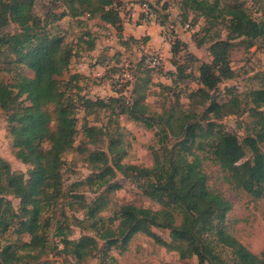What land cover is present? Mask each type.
<instances>
[{
    "label": "trees",
    "instance_id": "obj_1",
    "mask_svg": "<svg viewBox=\"0 0 264 264\" xmlns=\"http://www.w3.org/2000/svg\"><path fill=\"white\" fill-rule=\"evenodd\" d=\"M60 1L66 11L56 16L57 19L63 15L97 17L114 27L117 38L123 39L120 0ZM33 2L0 0V29L9 22L18 26L16 32L0 33V70L4 55L11 54L15 57L13 63L23 64L32 72L29 76L18 74L13 82L0 80V110L6 115L15 155L30 166L26 175L14 172L0 157V234L14 226L17 234L30 236L29 240L19 244L25 250L22 254L11 250L9 244L4 245L0 250V264H26L25 256L33 257V263H45L39 259L47 247L48 222L41 220L39 205L55 204L65 196L61 156L73 147L78 130L76 112L80 108L86 111L93 106L105 107L111 103L119 104L122 111L146 127L159 126L155 134L162 135V146L159 152H154L151 167L122 163L121 155L117 154L109 164L108 158L90 154L91 159L95 157L100 162L101 168L87 176L85 183L105 187V190L91 202L80 200L79 203L86 209L87 219L96 218L91 226L95 234L70 239L57 226L59 231L56 234L64 249L77 261H84L99 248L107 250L114 246L124 250L136 233H142L166 249L176 250L179 258L196 255L197 264H205L213 263L211 259L215 257L212 248L204 241V235L211 231L231 250L235 264H264V249L259 254L251 252L221 225L231 204L221 193L209 187L202 165L203 158L225 164L229 167L226 180L235 188L254 197L264 195V86L248 92L254 121L251 133L242 140L224 130L219 123L227 111L238 107L237 98L233 95L220 103L211 93L222 80L234 75L229 60L232 40L243 37L249 44L255 39L264 44V19H256L244 8L223 0H180L185 19L191 12L202 17L207 24L224 23L227 37L218 38L209 45L211 61L200 63L199 86L188 94V107L176 106L170 108L167 115L157 114L154 124V118L146 114L145 94L139 86L147 84L151 70L161 68H150L146 63L148 69L144 78L140 83L138 77L132 81L128 97L119 94L102 98L90 96L89 91L82 92V83L88 81V76L77 70L69 72L75 50L63 35L51 32L47 21L33 13ZM162 8L165 9L166 4ZM196 23L197 19H194L192 24ZM159 24L163 25V21ZM201 29L199 26L193 35ZM93 41L91 38L86 41L87 52L94 50ZM180 45L185 42L172 40V55L178 53ZM174 63V70L166 72L171 83L177 82L181 73V64ZM65 73H68L66 78ZM59 76H63L62 79ZM198 106L204 107L201 116L196 110ZM81 128L90 143L95 142V135L101 131L85 123ZM169 134L176 139L171 146L166 143ZM44 141L49 144L45 149L41 147ZM205 150L208 152L206 156L198 153ZM246 152H250V157L244 160ZM116 171L131 177L144 195L158 203L159 208L124 203L105 224L98 214L107 205L103 192L119 186L116 180L113 181ZM9 194L19 199L17 210L6 199ZM174 215L180 216L179 223H175ZM114 220L118 223L112 226ZM153 228L168 229L171 241H165ZM99 240L103 242L100 247Z\"/></svg>",
    "mask_w": 264,
    "mask_h": 264
},
{
    "label": "rangeland",
    "instance_id": "obj_2",
    "mask_svg": "<svg viewBox=\"0 0 264 264\" xmlns=\"http://www.w3.org/2000/svg\"><path fill=\"white\" fill-rule=\"evenodd\" d=\"M223 1L244 8L256 19H264V0ZM144 4H149L156 10L158 19H144L142 11ZM164 4L165 9L162 8ZM119 10L124 24L123 39L117 38L114 27L97 17L73 18L63 15L57 19L56 16L66 11L60 0H34L32 6L33 13L47 21V28L51 32L63 35L66 42L75 50L69 72L77 70L88 76V81L84 80L82 83V92L89 91L90 96L102 98L119 94H123L124 97L130 96L132 81L138 77L140 83L141 78L145 76V70L148 69L141 45L158 48L162 53L163 65L161 69L151 70L147 84L139 86V90H143L145 94L143 101L147 104L146 114L154 118L155 124L157 114L167 115L168 110L176 106L183 109L188 107L190 102L188 94L199 86L197 82L199 65L201 62L211 61L209 45L218 38L226 39L227 31L224 23L207 24L202 17H197L191 12H188L185 19L184 11L180 8V0H120ZM194 19H197L195 25L192 24ZM160 21H163V25L159 24ZM199 26H202L201 31L193 35ZM17 30L18 26L9 22L0 29V33H13ZM168 37H171L170 41ZM90 38L94 40L95 48L92 52H87L86 41ZM174 39L185 42V45L179 46L180 50L176 55H172L170 51ZM232 42L229 60L234 75L230 79L222 80L211 93L220 103L226 102L233 95L237 98L238 107L227 111L219 119V123L224 130L242 140L251 133L254 121L248 92L264 86V44L258 39L249 44L243 37L235 38ZM14 58L11 54L3 57L4 63L1 65L3 68L0 70V80L3 82H13L18 74L32 75L31 70L23 64L13 63ZM175 61L181 64L179 67L181 73L178 81L171 83L165 72L174 70ZM126 70L131 74V80L122 77L123 71ZM67 76L68 73H65L64 77ZM203 108L196 107L200 116ZM76 116L78 130L73 147L61 156L65 196L55 204L39 205L41 220L48 222L47 247L39 260H44V264H197L196 255L179 258L176 250L166 249L142 233H136L124 250L114 246L107 250L99 248L93 256L84 261H77L64 249L59 235L56 234L59 231L57 226H60L62 233H66L70 239H77L83 234H95L91 226L96 218L87 219L86 209L79 203L80 200L89 203L105 190V187L85 183L87 176L100 171V162L95 160V157H106L108 163L112 164V158L117 154L121 155L122 163L151 167L154 152H159L162 146L160 142L162 135L155 134L159 126L146 127L142 122L133 120L117 103L105 107L93 106L86 111L80 108ZM84 123L101 129L95 135L94 143H90L84 137L81 128ZM175 140L174 136L169 134L166 143L171 146ZM48 146L47 141L41 144L43 149ZM15 151L6 115L0 110V157L9 164L12 171L26 175L30 166L19 160ZM91 153L95 154L94 160L90 158ZM198 153L206 156L208 152L205 150ZM249 157L250 152H246L243 159ZM202 162L208 176L209 187L221 193L231 204V209L225 214L221 225L248 250L259 254L264 249V195L254 197L243 189L235 188L226 180V176L229 175L227 165L213 163L209 158H203ZM114 180L119 186L103 192L107 205L98 214L105 224L124 203L159 208L158 203L144 195L131 177L116 171ZM6 199L12 202L15 210L18 209L19 199L16 196L9 194L6 195ZM174 218L175 223H179L180 216L174 215ZM117 223L118 220H114L112 226ZM153 230L165 241H171L168 229ZM204 237V241L215 254L211 259L213 263L205 264H235L231 250L220 243L213 232L206 233ZM29 238L28 234H17L13 226L0 234V250L9 244L11 250L22 254L25 250L21 249L19 244ZM102 243L99 240V247ZM23 260H27L26 264H38L33 263L35 259L30 256H25Z\"/></svg>",
    "mask_w": 264,
    "mask_h": 264
},
{
    "label": "built area",
    "instance_id": "obj_3",
    "mask_svg": "<svg viewBox=\"0 0 264 264\" xmlns=\"http://www.w3.org/2000/svg\"><path fill=\"white\" fill-rule=\"evenodd\" d=\"M142 11H143L145 20L158 19L156 12L154 11V9L149 4H144L142 7ZM168 39L170 41L171 37H168ZM141 47L143 48V56L145 58L147 65L150 68H155V69L161 68L163 65V62H162L163 58H162L161 51L158 48H152L150 46L143 47V45H141ZM166 75H167V73H166ZM122 77L128 78V80H131V78H132L131 74L127 70L123 71ZM168 78L170 79L169 76H168Z\"/></svg>",
    "mask_w": 264,
    "mask_h": 264
},
{
    "label": "crops",
    "instance_id": "obj_4",
    "mask_svg": "<svg viewBox=\"0 0 264 264\" xmlns=\"http://www.w3.org/2000/svg\"><path fill=\"white\" fill-rule=\"evenodd\" d=\"M123 26H124V24H123ZM155 35H156V34H154L153 37H155ZM157 39H158V38H157ZM167 45H168V44H167Z\"/></svg>",
    "mask_w": 264,
    "mask_h": 264
}]
</instances>
